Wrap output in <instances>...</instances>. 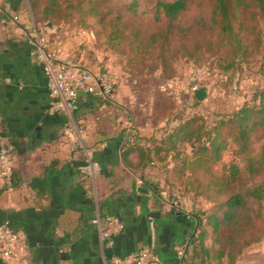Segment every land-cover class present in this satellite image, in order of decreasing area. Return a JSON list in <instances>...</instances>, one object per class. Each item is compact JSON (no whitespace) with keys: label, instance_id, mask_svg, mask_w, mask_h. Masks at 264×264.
I'll list each match as a JSON object with an SVG mask.
<instances>
[{"label":"crops","instance_id":"obj_1","mask_svg":"<svg viewBox=\"0 0 264 264\" xmlns=\"http://www.w3.org/2000/svg\"><path fill=\"white\" fill-rule=\"evenodd\" d=\"M43 24L27 3L13 10L0 0V149L9 143L12 166L10 176L0 175V222L7 221L26 240L9 257L0 256V264H111L113 253L143 246L168 258L194 230L193 212L151 187L163 179L156 159L140 167L137 152L130 151L125 161L121 146L126 139L134 142L133 133H166L176 107L157 103L149 91L146 101L135 98L134 106L128 104L134 118L130 112L126 119L114 118L118 111L128 112L118 89L106 104L113 115L98 123L92 115L96 97L81 93L75 106L81 146L75 147L73 137L64 133L66 113L50 109L46 78L34 55L31 30ZM46 28L50 34L56 24ZM55 45L61 55L71 51L68 42ZM96 62L87 58L91 67ZM88 158L101 166L94 176L80 168ZM198 204L210 206L202 198ZM97 214L113 215L124 224L110 226V245L94 221Z\"/></svg>","mask_w":264,"mask_h":264},{"label":"rangeland","instance_id":"obj_2","mask_svg":"<svg viewBox=\"0 0 264 264\" xmlns=\"http://www.w3.org/2000/svg\"><path fill=\"white\" fill-rule=\"evenodd\" d=\"M133 1L134 10L130 6ZM72 2L76 3L77 0ZM157 2L80 0V6L70 9L67 20L55 23L56 30L49 34L50 41L60 46L68 42L71 50H85L87 58L93 62L103 61L105 70L115 80L112 94L119 89V100L128 110L118 111L114 118L126 119L129 112L132 115L133 108L130 109L129 105L133 104L135 98L146 101L149 91L154 92L157 103L176 107L169 118L199 115L209 119L214 114L251 102L256 87L264 85V74L260 69L264 55V19L253 17L250 8H236L234 30L240 41L229 40L219 34L213 25V0H187L186 9L171 21L173 26L168 33V42L162 38V43H165L161 48L152 47L147 45V39L151 34L161 35L168 22L156 11ZM26 3L29 5L28 0ZM33 15L36 16L35 12ZM161 57L167 60L165 64H161ZM202 66L207 69L203 81L206 91L198 103L186 96L177 99L160 91L162 81L186 82L190 73ZM92 115L99 123L104 115H113V112L107 114V108L98 109L96 106ZM72 121L74 126L80 124L75 109ZM68 122L66 115L64 128ZM187 149L190 147L187 146ZM235 149L236 144L228 138L220 159L212 165L218 175H226L231 161L243 166L244 160L236 155ZM263 150V128L256 124L251 131L247 151L257 163ZM175 152L169 151L164 159L155 161V168L163 175V179L158 180L161 183L159 188L165 200L179 201L180 206L193 211L195 205L200 206V197L190 189L187 173L178 171L182 156L175 157ZM163 153L161 151L160 154ZM263 179L264 171L255 177V180ZM251 238L252 241L243 247L234 264H264V197L258 224ZM184 244H179L175 249H182ZM211 263L227 264L228 261L227 258L213 259Z\"/></svg>","mask_w":264,"mask_h":264},{"label":"trees","instance_id":"obj_3","mask_svg":"<svg viewBox=\"0 0 264 264\" xmlns=\"http://www.w3.org/2000/svg\"><path fill=\"white\" fill-rule=\"evenodd\" d=\"M6 1L13 10L27 2ZM79 1L28 0L36 14L35 21L42 24L67 20L70 9L80 6ZM186 3L187 0H158L156 11L166 17L168 22L161 35L151 34L147 45L163 46L165 42L162 43L161 39L167 40L173 26L171 21L186 9ZM134 4L135 1L130 4L133 10ZM239 7L250 8L253 17L264 19V0H213V25L223 37L238 42L240 39L234 30V19L235 10ZM160 62L165 64L167 60L161 57ZM260 69L264 74V55ZM201 88L206 91L203 82ZM189 99L199 102L195 95ZM171 120L175 122L170 124ZM166 123V133L158 137L154 134L141 136L133 133L134 142L126 139L121 146L123 159L126 161L129 152L136 151L138 166L145 167L153 164L154 159H164L167 152L176 151L175 157L182 156L178 171L187 173L190 189L200 199L208 201L210 206L203 208L195 205L192 211L195 228L189 234L188 241L184 242L182 254L178 257L176 249L168 258L158 254L160 264H212L211 260L223 258H227V264H234L243 247L252 241L264 197V179L255 180L256 175L264 171V150L260 152L257 163L247 151L254 126L261 125L264 132V85L256 87L251 102H245L233 110L214 114L209 119L199 115L186 118L176 115L168 118ZM228 138L236 144L234 152L244 163L240 166L231 161L226 175L220 176L212 165L220 159ZM161 151L164 153L160 154ZM150 185L154 190H160L156 184Z\"/></svg>","mask_w":264,"mask_h":264},{"label":"built area","instance_id":"obj_4","mask_svg":"<svg viewBox=\"0 0 264 264\" xmlns=\"http://www.w3.org/2000/svg\"><path fill=\"white\" fill-rule=\"evenodd\" d=\"M31 37L35 45V58L40 63L46 78L50 109L63 110L66 113L69 117V124L64 133L72 136L73 145L79 147L81 137L72 121V112L79 95L81 93L93 94L97 100V107L104 109L111 97L115 80L109 71L105 70L103 61H99L96 67L89 66L87 53L83 49L71 50L61 55L57 46L50 41L46 24L34 27L31 30ZM206 74L207 69L202 66L190 73L188 81L164 80L160 83L159 89L172 98L182 99L183 96L190 98L196 90L201 88ZM99 146L102 147L103 144ZM80 168L84 173L94 176L100 171L101 166L98 162L88 158ZM11 172L12 166L8 151L1 148L0 175L8 177ZM94 221L99 227L101 237L108 245L112 242L110 226H116L118 229L124 227L121 220L109 214L103 217L97 214ZM25 245L26 240L21 231L11 227L7 221L0 222V256L2 258L9 257L15 248ZM176 250L179 257L182 249ZM110 260L111 264H160L158 253L150 246H143L126 254L113 253Z\"/></svg>","mask_w":264,"mask_h":264},{"label":"water","instance_id":"obj_5","mask_svg":"<svg viewBox=\"0 0 264 264\" xmlns=\"http://www.w3.org/2000/svg\"><path fill=\"white\" fill-rule=\"evenodd\" d=\"M45 24L46 25H51V22L47 21ZM194 95L200 100V99H202L205 96V91L202 88H200V89L195 91ZM8 145H9L8 142L2 143V146L4 147L5 151H7ZM109 251H111L110 248L107 249L108 255H109Z\"/></svg>","mask_w":264,"mask_h":264}]
</instances>
